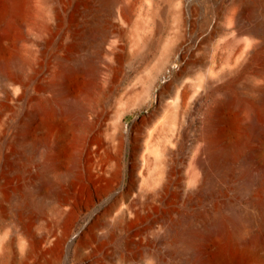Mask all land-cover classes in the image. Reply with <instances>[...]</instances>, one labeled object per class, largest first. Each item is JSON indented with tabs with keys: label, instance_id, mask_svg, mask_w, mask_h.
Instances as JSON below:
<instances>
[{
	"label": "bare ground",
	"instance_id": "1",
	"mask_svg": "<svg viewBox=\"0 0 264 264\" xmlns=\"http://www.w3.org/2000/svg\"><path fill=\"white\" fill-rule=\"evenodd\" d=\"M156 1L142 2L132 25L137 0H0V172L29 179L26 191L1 193L16 203L11 233L0 237V264H59L54 252H41L64 244L82 176L101 177L105 195L114 189L122 177L126 115L154 99V109L129 128L126 189L81 230L73 259L264 264V0H229L231 27L214 26L205 35L208 20L198 31L183 6L169 38L168 11ZM159 42L141 87L114 89L132 57ZM109 92L111 115L104 108ZM71 135L79 146L69 161ZM43 185L54 220L40 233ZM123 231L130 233L128 253L107 251ZM141 244L159 248L151 261L131 252Z\"/></svg>",
	"mask_w": 264,
	"mask_h": 264
},
{
	"label": "rangeland",
	"instance_id": "2",
	"mask_svg": "<svg viewBox=\"0 0 264 264\" xmlns=\"http://www.w3.org/2000/svg\"><path fill=\"white\" fill-rule=\"evenodd\" d=\"M144 1L145 0H137L136 12H135V15L133 16L132 25L135 22L137 23L140 20L141 18L140 9L142 8L141 5H142V2ZM156 2L159 7H165V9L168 11V21L166 24L167 27L164 28V32H163L164 33L163 35L165 37L168 35V38L171 37L176 30V22H174L175 11L183 6H186L191 10L192 23L194 27L196 26V29H198V31L201 32L199 27L202 25V23L205 20H208V25H206V27L204 28V31H205L204 35L208 30H209L208 32H210V30L212 31V29H214L218 25H223L226 27L228 26L231 27L232 25L230 21V15L232 13V6L230 5L231 2L229 0L227 1L218 0V2L220 3H218L215 0H157ZM91 27L93 30L98 28L97 25H91ZM93 30L92 32L95 35L96 32H94ZM93 33L91 34V38L88 40L92 44H95L93 40ZM223 39L224 37L221 35L215 38L216 43L223 42ZM160 45L161 44L159 42L153 48V50L150 51L148 54H144L143 56L139 55L136 57H132L133 60H131L130 63H127L123 67L122 75L119 79V81L121 82L119 84L115 83L114 89H117V86L121 85L122 83L123 84L121 86L123 87L125 86V87H131L133 89H139L142 85L144 77L146 76L148 72V69L150 68L152 63L155 61L156 56L158 55V52L160 50ZM128 50L130 52L131 50L130 46L129 48H127V51ZM207 51L208 50H206L205 53H207ZM174 61L176 63L172 65V69L178 70L179 65H180L178 63L179 56L174 57ZM165 80H166V76H163L161 80L159 81V85L163 84ZM158 90H159V87H156L153 90L154 95L158 94ZM155 101L156 99H154L153 102L150 103L149 107H143L138 110L136 109L126 115L125 123L127 125V129L125 133L127 134V136H125V139H124L125 144L123 146L122 155H121L122 177L124 179H122L121 177V180L114 187V189L111 192H109L107 195H105L104 189H102L104 187L105 181L101 177H98L95 174L84 173L80 181L81 183L78 184L76 191H75V195H74L75 196L74 201L76 203V207H78L77 210H75V213L76 211L77 213L74 214L72 221L69 224H67V226L65 227V230L63 231L64 232L63 234L66 233L65 235L66 242L64 241V244L63 243L57 244L58 247L55 246L53 251H51V247L54 245L53 243L44 245L42 252H41L42 256L49 257L50 254L54 252L59 257V264H78L73 259L74 258V245L73 244L78 240V238L81 235V230L84 229L85 226L88 225L89 221L98 212H100L102 209H104L110 204L113 198L112 196H114L119 191L126 189V185L128 183V177L126 176V170H127L129 152H130V147H131L130 139L128 135L129 128L133 125L135 120L145 115L148 111L154 109L156 105ZM113 103H114L113 94L112 92H109L107 93L105 101H104L105 111L109 115H111V113L114 111L115 103L114 104ZM97 110L98 109L94 107L93 112ZM14 124L16 125V119L12 122L13 127H15ZM71 128H73V133H75L78 126L76 124H72ZM74 135H71L69 137L70 139L67 141V145H66L67 147L66 155L68 156L67 158H69L68 159L69 161L71 160L70 157L75 153L76 147L79 146V140L77 139L78 137H76L77 135L74 137ZM33 165L36 166L37 162H34L32 166ZM34 166H33V170H35ZM28 183H29V179H26L23 175H20L16 178L10 175L6 176L5 173L1 171L0 172V196L2 192L10 190V189L14 190V188L16 189L17 187L24 188L26 191ZM44 187H45L44 185L43 187H41L42 194L37 200L38 202L36 206V210H37L36 212L38 213L39 223H40V233L48 230L54 220L53 213H52V204L51 205L48 204L52 201L51 199L52 194ZM100 194L102 197L99 196ZM15 203H16L15 198H8V199L0 198V237L2 236L8 237L9 234L11 233V226H12L11 210ZM158 226L159 224L153 225L151 230L157 231ZM129 234L130 233L128 231H123V232L118 233L115 236L114 240L111 241V243L106 246V250L107 251L114 250L117 252H122L124 254H127L128 251L124 246H125V243H127L128 241ZM70 243L72 244L69 245ZM62 245H63V248H62ZM156 250H159V248L146 249L144 245L141 244L137 246L131 252L137 255L141 254L143 256V261L148 262V261H151V255Z\"/></svg>",
	"mask_w": 264,
	"mask_h": 264
}]
</instances>
